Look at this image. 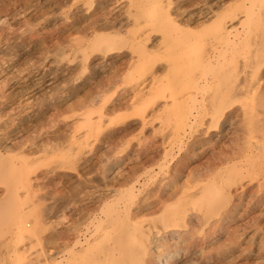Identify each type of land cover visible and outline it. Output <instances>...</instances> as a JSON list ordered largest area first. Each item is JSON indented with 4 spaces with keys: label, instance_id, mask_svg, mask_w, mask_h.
Segmentation results:
<instances>
[{
    "label": "rangeland",
    "instance_id": "1",
    "mask_svg": "<svg viewBox=\"0 0 264 264\" xmlns=\"http://www.w3.org/2000/svg\"><path fill=\"white\" fill-rule=\"evenodd\" d=\"M254 2L0 0V152L8 157L0 169L20 187L11 186V195L8 184H0V264H133L134 246L127 241L102 256L111 252L117 230L99 229L98 219L117 203L131 207L137 201L123 197L121 185L112 186L148 171L211 168L218 174L230 157L237 183L226 190L232 192L229 209L238 213L230 227L238 230L249 223L241 238L245 251L235 262L230 250L220 261L216 254L211 264H264L262 57L247 55V43L229 52L228 62L240 58L238 71L230 75L232 88L242 84L251 91L229 109L204 105L201 100L210 93L203 90L196 101L192 96L206 72L199 62L218 42L221 20L228 28L243 24L241 31L253 24L257 33L259 11L252 22L247 20ZM152 8L154 18L148 16ZM114 35L122 42L108 46ZM229 66L206 74L217 77L220 68ZM155 80L156 89L149 93ZM141 88L145 95L138 94ZM254 144L262 145L261 156L254 155ZM20 146L23 152H5ZM141 216L135 218L141 223L135 238L145 232L158 240L151 256L156 260L176 251L164 229H154H162L167 217L147 210ZM76 237L96 248L75 255L72 249L81 250L74 246Z\"/></svg>",
    "mask_w": 264,
    "mask_h": 264
},
{
    "label": "bare ground",
    "instance_id": "2",
    "mask_svg": "<svg viewBox=\"0 0 264 264\" xmlns=\"http://www.w3.org/2000/svg\"><path fill=\"white\" fill-rule=\"evenodd\" d=\"M247 10L250 12L247 18L248 22H252L253 18L256 17L258 11L260 13V18L258 19H261V22H259V24L261 23V26L257 27V33L255 32L253 24L251 23H250L251 25H249L250 27L248 30L244 29L243 31H241V28L245 27L243 24H241L242 26L239 24L240 27L238 25L237 28H234V26L231 28L230 26L231 28L230 29L225 25L226 22L222 20L220 21V23L218 24V29L221 31H220V35H218V42L213 46L212 49H209L206 53L202 55L203 57L199 63L202 67L201 69L208 72L207 73L208 75L212 73V70L214 69L216 70V67H218L219 65L223 66L226 63H230L229 69L227 70L226 67L222 69L220 68V70L218 71L219 76L211 78V79L208 78V75L206 74V72L202 78L199 77V80L195 82V92L192 95L194 97L193 101H196V98L198 96L197 94H199L201 90H203V92L210 93L209 95L205 94L203 96V100H201V102L204 105L206 103L208 104L211 103L213 104L215 108L224 106V108H226L227 110L231 107V105L234 103L236 99L240 98V96L245 95V97H248L250 95L251 91L249 92V87H247V90H244L242 88V84H239L235 86V88L233 89L232 88L233 85H231L232 82L230 81L231 79L230 75L234 70L238 71L239 69L238 62L240 61V58L237 57L238 58L237 59L235 57L234 59H231L229 62L227 60V58L231 54L229 53L231 50H237L238 48H240L241 44L247 43L246 48L249 53L247 55L253 56L256 59V57L260 54V57H262L261 59H263L264 61V0H255V2L252 3L251 7H249V9ZM156 14H157V10L155 8H152L148 11V16L150 18H154ZM254 21H257V20H254ZM218 29H217V33L219 31ZM121 42H122V38L120 36L114 35V36L109 37L108 46L109 45L116 46L117 44ZM238 52H236V54ZM243 58L246 59L247 57L243 56ZM232 67H234V69ZM156 83L157 82L155 80L153 84L151 85L152 87L150 88L149 93H151L152 91L156 89L155 87ZM138 94L140 96L145 95L144 89L142 88L138 89ZM1 122H2V116L0 114V125H1ZM0 135L2 134L0 133ZM261 146L262 145L258 146V144L255 145V149L253 153L256 157L262 155L263 147ZM18 149H21L22 152L24 150V149L22 150V146H20L19 148L16 147V149H7V151L5 152L7 153L11 150H18ZM20 156L22 155L20 154ZM23 156L21 158L25 159ZM6 158L8 157L5 154L3 155L0 152V162H3ZM230 161H232L231 157L225 161L226 167H224L222 172L218 174H213L212 169L209 168L204 172H198V173L196 172L187 173V172H181V171H174V172H170L166 174H156L155 173L156 175H153V171H148L144 175L138 176L137 174H135L134 177H130V176L127 178L123 177L124 179L122 183L120 182L116 185L114 184L112 187L121 185L122 190H123L121 192L122 193L121 195L123 197L130 196L131 198L136 199L137 201L135 205L131 207H126L124 205H122L124 206L122 207L120 203L116 202L117 204L113 206L114 208L111 213L109 209L105 212V214H103L102 218L98 219L99 229L104 228V226H108L107 229H109L110 227L116 226V230H117V236H115L116 235L115 234L114 236H112L113 238L111 239V242H112V244L110 245L112 248L111 252L104 251L102 252V256L105 257V256H108V254H113L114 249L119 248L122 242L127 241L131 244V246H134V248H131L132 250L130 253V259L133 262V264H187V263H183L185 262V260H188V262L190 261V263H195V264H211L213 262L212 259H214L216 254L219 255L220 258L217 259L215 257V260L217 259L218 261H220L224 258L223 256L225 255V253H228L229 250H230V254H232L234 257L232 258L233 261L231 260L232 262H235L237 259L239 260L240 258H242V253L245 251L244 250L245 248H243L242 246L243 242L241 243V238L245 234L247 227H249V223H246V224L241 223L238 230H232L230 227L231 224L234 223L233 220L236 218L238 214L236 211H231L229 209L230 204L232 203V192L230 188L226 190L227 184H233L236 182V179L234 181V175H233L235 174V169L228 165ZM1 169H0V181L2 179L3 181H1L0 184H3V182L8 184L9 186V190L7 188L8 193L12 195V189L10 187L14 186L15 189H18L20 188L18 187L19 184L17 182H12V179H8L7 178L8 172L5 169L1 171ZM240 175L241 173H239V176ZM116 179L113 181H116ZM142 179L145 180L144 184H142V181H141ZM204 181H208V182H204ZM104 184L106 183L103 181V186ZM108 187L111 188L110 186ZM121 187H119L118 189H120ZM127 194L129 196H127ZM121 195L120 197L122 198ZM19 197H20V194H19ZM121 198L119 199V201L122 200ZM100 199H102V197ZM15 201H17V199ZM22 203L23 202H21V204ZM76 206H78V204ZM2 209L4 208L1 207L0 213H2ZM145 210L149 211L153 215L161 214V216L163 215L162 218L167 217L166 220H163V221H161L162 219L161 220L159 219L161 221L162 229L158 228L157 225L154 226L155 227L154 229H156L159 233L161 230L164 229V232L167 234L166 237L170 238L172 242H174L176 251L171 252L167 255H164V257L158 256L155 260V258L151 256V252H152L151 246L156 247L155 244H157L158 240L157 241L155 240L156 242H154L151 239L152 237L148 236L147 233L145 232H142L143 234L142 233L140 234V238L138 239L135 238V236L139 234L138 228L141 225L140 222L135 221L136 220L135 218H138V217L140 218L141 214ZM108 223L109 225H107ZM155 223L156 222L154 220V224ZM228 230H231V231H228ZM225 231H226V235L225 237H223V234ZM238 232L240 233V235L238 234L239 239H237V237L234 236ZM151 234L153 233L151 232ZM196 234L197 236H200V237H196ZM158 236H160V234ZM114 237L116 238L114 239ZM100 243L102 242H98V245H97L98 247H100L101 245ZM74 246L75 247L79 246V248L81 249L79 253L78 252L76 253L74 251V249L76 248L71 250L77 256H80V255L82 256L85 252L92 253L94 251V248H96L95 246L92 247L90 245L85 246L81 238H78V237H76ZM186 258H190V259H186ZM79 264H83V260Z\"/></svg>",
    "mask_w": 264,
    "mask_h": 264
}]
</instances>
